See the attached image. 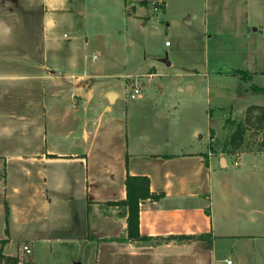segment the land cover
Here are the masks:
<instances>
[{"label":"crops","instance_id":"0c3cea01","mask_svg":"<svg viewBox=\"0 0 264 264\" xmlns=\"http://www.w3.org/2000/svg\"><path fill=\"white\" fill-rule=\"evenodd\" d=\"M88 1L0 0V264H38L22 250L34 242L75 251L72 264H264V146L212 151L204 137L249 105L264 108V93L248 88L264 86L254 82L264 0H120L138 26L153 22L152 7L206 41L225 30L248 52L231 99L215 77L181 76L166 58L139 74L107 66L100 48L89 56L77 35ZM65 23L76 34L60 41ZM159 70L168 79L154 93ZM138 75L146 87L128 99L126 79L134 88ZM126 173L147 177L153 194L139 202L137 238L125 208L107 204L125 198Z\"/></svg>","mask_w":264,"mask_h":264},{"label":"rangeland","instance_id":"374dc122","mask_svg":"<svg viewBox=\"0 0 264 264\" xmlns=\"http://www.w3.org/2000/svg\"><path fill=\"white\" fill-rule=\"evenodd\" d=\"M88 3L85 31L82 30L77 35H82L83 39L85 37L88 38L86 52L89 56H91L92 50L100 48L101 62H105L107 66L113 65V69L115 70L125 68L128 71L136 70L139 74L140 72H144L147 67L146 65H163L161 61L163 58H166L172 61L176 66L172 69L180 72L181 76H194L205 79V75L209 74L216 78V85L220 86L227 96H230L229 99L235 94L238 80L232 71L237 66L244 64L243 55H246L248 52L247 50L239 52V47L235 46V42L229 35H226L225 30H221L218 33L212 31L211 34L213 35L209 41H206V37L202 35L200 29L197 30L195 27H189L188 31H186L184 29L185 23L188 22L180 20L179 17H164L160 11L153 10L152 7L151 9L148 8L147 11L152 16L153 22L142 27L138 26L137 23L127 22L126 11L122 9L120 0H89ZM57 30V36L60 41L67 40V38L62 37L63 33L69 35L70 38H73V33L76 34L68 23L60 26ZM79 30L80 28L76 26V31L79 32ZM164 41H169L172 44L166 47ZM215 41L222 43V49L217 48ZM99 44H101L100 47ZM258 44L261 45V43ZM262 46L263 51L264 42ZM254 54L256 53L254 52ZM261 59V65L264 68V52ZM139 67L141 68L137 69ZM159 72L161 74H157L149 80L144 75L136 76L139 80V83L137 82L136 85L141 89L142 87L145 89L148 80L149 89L157 93L158 84L166 82L168 79V77L163 75L162 70H159ZM241 73L243 77L247 75L246 72ZM143 82L144 85H142ZM254 82L264 84V76L254 77ZM125 84L128 92L127 97L131 99L129 98V89L132 90L133 88L131 87L133 78H127ZM239 92H241V88ZM230 104L231 106L233 105L231 110H235L233 113H236L240 104L235 105V102H231ZM247 107L240 115L241 117H236L232 113L233 115L231 114L232 116L227 117V119L234 121H238V119L240 121L245 120ZM258 113V109H254L251 116L256 115L255 119H257ZM227 119H224L223 126L219 124L214 125L213 128L207 131V134L204 136L206 139L205 143L208 145L207 148L213 147L215 150H219L222 145L227 144L226 149H231L229 139L234 126L225 123ZM263 127L264 125L261 121L251 119L244 133L243 143L238 149L260 150L263 148ZM5 222L6 218L0 199V230ZM28 256L34 257V260L38 264H72L78 258L75 251L74 254H71L60 253L54 249L51 250L50 244L47 242L32 243V252L28 253Z\"/></svg>","mask_w":264,"mask_h":264},{"label":"trees","instance_id":"16d2710c","mask_svg":"<svg viewBox=\"0 0 264 264\" xmlns=\"http://www.w3.org/2000/svg\"><path fill=\"white\" fill-rule=\"evenodd\" d=\"M249 90L258 93H264V86H258L255 84L249 85ZM254 109H258L259 113L257 115L251 116V113ZM227 119V118H226ZM252 120L261 121L264 125V108L258 105H250L247 107V113L245 120L234 121V120H225V123H229L230 126H234V130L229 139V145L231 151L238 149L243 143V136L247 129L248 123ZM264 129V127L262 128ZM227 144L222 145L220 151H228L226 148ZM212 151H217L211 147ZM125 191L126 195L124 199L118 201H109V204L112 205H121L125 208L126 213V222H127V236L131 238L139 237L138 233V211H139V202L140 200L153 196L149 190L148 178L140 175H131L126 173L125 176ZM4 211L5 216L7 215V206L4 202Z\"/></svg>","mask_w":264,"mask_h":264},{"label":"built area","instance_id":"2783aa9c","mask_svg":"<svg viewBox=\"0 0 264 264\" xmlns=\"http://www.w3.org/2000/svg\"><path fill=\"white\" fill-rule=\"evenodd\" d=\"M165 44H169V41H165ZM139 92H140L139 87L135 86V87L132 89V91H131V93L129 94V96H130V97H135V96H137V95L139 94ZM22 250H23L25 253H30V252H31V249H30L29 245H27V244H23V245H22ZM227 262H230V260H227Z\"/></svg>","mask_w":264,"mask_h":264},{"label":"water","instance_id":"95a60500","mask_svg":"<svg viewBox=\"0 0 264 264\" xmlns=\"http://www.w3.org/2000/svg\"><path fill=\"white\" fill-rule=\"evenodd\" d=\"M165 61L168 62L167 59H165ZM107 97L110 100H112L115 97V92H113V91L108 92Z\"/></svg>","mask_w":264,"mask_h":264}]
</instances>
